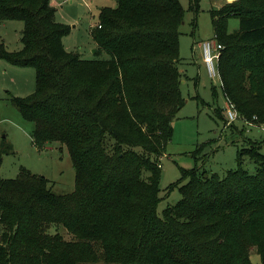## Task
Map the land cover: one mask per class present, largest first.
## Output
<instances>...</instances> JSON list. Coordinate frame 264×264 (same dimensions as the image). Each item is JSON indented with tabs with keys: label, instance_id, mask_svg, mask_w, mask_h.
<instances>
[{
	"label": "trees",
	"instance_id": "trees-1",
	"mask_svg": "<svg viewBox=\"0 0 264 264\" xmlns=\"http://www.w3.org/2000/svg\"><path fill=\"white\" fill-rule=\"evenodd\" d=\"M52 2L0 0V22L24 23L22 47L0 40V59L35 67V90L11 102L35 123L37 146H67L75 189L57 193L26 167L13 178L0 173V264H253V248L264 264V140L238 149V167L224 176L181 168L169 186L181 199L157 211L160 158L185 101L181 1L102 7L91 34L95 53L110 57L92 59L67 49L72 26L56 19ZM200 8L201 0H190V10ZM210 11L223 45L217 66L226 99L241 117L264 124V0ZM233 17L240 26L229 31ZM215 112L228 121L222 108ZM246 157L255 171L244 167Z\"/></svg>",
	"mask_w": 264,
	"mask_h": 264
},
{
	"label": "rangeland",
	"instance_id": "rangeland-1",
	"mask_svg": "<svg viewBox=\"0 0 264 264\" xmlns=\"http://www.w3.org/2000/svg\"><path fill=\"white\" fill-rule=\"evenodd\" d=\"M180 1L186 10L185 21L181 25V59L178 62L185 101L173 120V136L160 158L162 199L157 210L159 215H163L165 208L176 204L182 197L178 187L169 188L180 179L181 168L198 165L201 170L224 176L229 169L238 167V149L248 146L250 140L256 143L264 140V124L260 128L254 121L250 124L242 119L229 122L225 112L228 102L221 79L218 75L210 76L203 58L201 44L214 36L210 10L234 0H201L197 14L189 9L190 0ZM53 4L57 8L56 19L72 26L70 33L64 37L68 49L78 51L88 59L110 57L105 50L98 55L95 53L97 45L91 29L98 24L101 8L117 6V0H58ZM195 18L196 25L193 23ZM23 26L20 20L0 22V40L5 38L10 50L22 47L19 36ZM239 26L238 18H230L229 31ZM35 88V67L19 66L0 59V152L3 153L0 173L3 177L13 178L22 167H26L47 176L53 191L70 193L75 189L76 172L67 146L63 145L61 149L57 142L37 146L33 140L35 123L26 120L11 102V96H27ZM217 108L224 110L228 121L216 114ZM261 151L264 153V143ZM256 166L249 157L245 158V168L255 171ZM148 173L145 171V175ZM60 231L66 238L72 237L65 227L61 226ZM251 252L253 264H262L256 248Z\"/></svg>",
	"mask_w": 264,
	"mask_h": 264
},
{
	"label": "built area",
	"instance_id": "built-area-1",
	"mask_svg": "<svg viewBox=\"0 0 264 264\" xmlns=\"http://www.w3.org/2000/svg\"><path fill=\"white\" fill-rule=\"evenodd\" d=\"M58 3V0H52ZM62 1V0H59ZM98 26H101L99 23ZM202 51H203V58L207 67V70L211 77H215L216 75L219 76L217 62L223 48L222 43H220L216 36H213V39L205 40L201 44ZM228 105L226 107V114L229 119V122L235 121L236 119H242L244 122L250 124L253 123L252 120H248L244 117H241L238 113L237 109L235 108L234 104L230 101H227ZM257 127L262 128L258 124Z\"/></svg>",
	"mask_w": 264,
	"mask_h": 264
},
{
	"label": "crops",
	"instance_id": "crops-1",
	"mask_svg": "<svg viewBox=\"0 0 264 264\" xmlns=\"http://www.w3.org/2000/svg\"><path fill=\"white\" fill-rule=\"evenodd\" d=\"M63 5V4H62ZM20 34V33H19ZM19 39H20V41H21V34H20V36H19ZM1 40H3L4 42H5V38H2ZM6 43V42H5ZM68 49V48H67ZM70 50V49H69Z\"/></svg>",
	"mask_w": 264,
	"mask_h": 264
}]
</instances>
